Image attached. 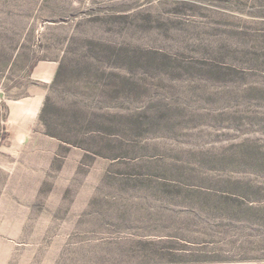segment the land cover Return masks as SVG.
<instances>
[{
	"label": "rangeland",
	"instance_id": "obj_1",
	"mask_svg": "<svg viewBox=\"0 0 264 264\" xmlns=\"http://www.w3.org/2000/svg\"><path fill=\"white\" fill-rule=\"evenodd\" d=\"M0 264H264V0H0Z\"/></svg>",
	"mask_w": 264,
	"mask_h": 264
}]
</instances>
